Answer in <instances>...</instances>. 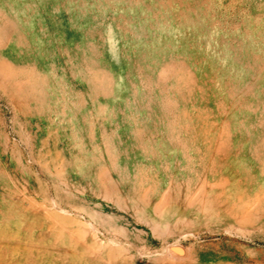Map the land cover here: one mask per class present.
I'll return each mask as SVG.
<instances>
[{"label":"rangeland","instance_id":"1","mask_svg":"<svg viewBox=\"0 0 264 264\" xmlns=\"http://www.w3.org/2000/svg\"><path fill=\"white\" fill-rule=\"evenodd\" d=\"M5 16L0 264H264V0H0ZM108 154L133 160L94 189L118 179L139 214L80 192L75 161Z\"/></svg>","mask_w":264,"mask_h":264},{"label":"bare ground","instance_id":"2","mask_svg":"<svg viewBox=\"0 0 264 264\" xmlns=\"http://www.w3.org/2000/svg\"><path fill=\"white\" fill-rule=\"evenodd\" d=\"M6 20L7 21L10 20V17L5 16V18L0 21V38H1V36L3 37L5 35V33L7 34L6 30L8 28H7V26L5 24H8V22H6ZM7 73L10 76H14L15 75V73H12V71H10L8 69H7ZM114 155L113 154L112 155L108 154L107 156L106 155H103V156L100 155L99 157L97 156V157H95V162H94V160H91V159H90V162H89V160H84V158H82L80 160H77V162L75 161V164L78 166V171L80 173V178L82 179V181L84 183V188L81 189L80 192L84 193L86 196H88L89 194L96 195V196L97 195H102V194L105 195L106 194V195H108L110 203L113 202V203H115V205L117 204L124 211H128L129 210L131 212H134L135 214H137V213L139 214L140 213L139 209H141L140 208L141 205H137L135 202H133L134 201V196L131 193H128L127 191L122 189L123 192H121L120 195L117 194V190H120V188H116L118 179H114L115 182H112V185L110 187L106 186L105 183H103V185H102L103 188L101 189V191L97 190V189H94L95 186H96L94 183H96V184H99L100 182L102 183L100 178L97 179V177H100L99 176V172H98L99 169H102V168L111 169L112 166L113 167L118 166V167L123 168L125 165H127L129 162H132V160H133V157H131V156L127 157L128 155L127 156L125 155L123 157L122 156L119 157L118 155H115L116 156L115 157ZM164 155H166V154H164ZM162 157H164V156L162 155ZM125 158L128 159L129 161H125ZM102 162H104V163H102ZM114 163H116L117 165L115 166ZM94 173H95V176H94ZM118 183H120V182H118ZM66 184L68 185L69 182H67ZM117 195H119V199H117L118 198ZM139 220L141 222L147 224L148 226L152 227V228L156 227V223L157 222H150L149 219L145 218L144 216L141 217V215H140ZM97 221H99V220H97ZM104 226H105L106 231H109L110 229L114 230V229H112V227L114 228V225H113L112 221L107 222L106 224H104ZM116 228H118V227H115V229Z\"/></svg>","mask_w":264,"mask_h":264}]
</instances>
